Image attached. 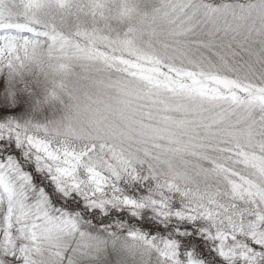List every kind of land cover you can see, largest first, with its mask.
Returning <instances> with one entry per match:
<instances>
[{
  "label": "snow or ice",
  "instance_id": "snow-or-ice-1",
  "mask_svg": "<svg viewBox=\"0 0 264 264\" xmlns=\"http://www.w3.org/2000/svg\"><path fill=\"white\" fill-rule=\"evenodd\" d=\"M17 34L100 65L113 120L53 140L0 102V264H35L76 229L49 204L80 209L76 193L150 209L140 223L166 237L150 242L163 264H264V0H158L139 44L0 23V41ZM125 177L149 195H125Z\"/></svg>",
  "mask_w": 264,
  "mask_h": 264
},
{
  "label": "clouds",
  "instance_id": "clouds-1",
  "mask_svg": "<svg viewBox=\"0 0 264 264\" xmlns=\"http://www.w3.org/2000/svg\"><path fill=\"white\" fill-rule=\"evenodd\" d=\"M141 3L142 0H0V23L30 24L79 40L85 47L102 44L99 37L116 42L135 36L139 44L145 14L150 13L142 11ZM99 67L71 50L61 56L46 43L24 45L19 34L9 36L0 41V75L6 78L7 91V95L0 92V102L14 100L18 93L28 95L33 121L45 110L56 113L40 124L51 139L75 141L90 134L97 121L113 120L105 109V90L95 83L104 75L95 71ZM33 121L23 124L31 130L37 125ZM73 246L66 234H57L34 255V262L67 264L66 247ZM71 254L72 264H82L78 254ZM158 255L156 247L136 238L123 243L120 264H163Z\"/></svg>",
  "mask_w": 264,
  "mask_h": 264
},
{
  "label": "rangeland",
  "instance_id": "rangeland-1",
  "mask_svg": "<svg viewBox=\"0 0 264 264\" xmlns=\"http://www.w3.org/2000/svg\"><path fill=\"white\" fill-rule=\"evenodd\" d=\"M216 2L219 3V0H216ZM157 6L158 0H142L140 5L144 12H151ZM20 87H23V84ZM0 92L7 95L6 78L2 75H0ZM4 103L8 108L18 110L17 115L8 116L7 120L20 123L33 121V111L28 95L18 93L14 100ZM55 115V112L45 110L33 122L40 125L54 118ZM120 187L125 195L137 200H143L151 191V185L148 183L131 180L127 177L121 180ZM76 195L79 197L81 208L74 211L62 209L58 205L51 204L49 200L51 207L60 211L62 215L70 217L76 224V229L66 234L68 243L70 245L74 244L70 249L66 247L67 264L73 262L71 253L78 254L82 264H120L122 245L125 241L140 238L152 245L151 241L164 239V237L156 235L148 236L145 231L138 229L136 225L131 223V221L143 220V212L150 211V209L136 213L120 204H106L101 207L92 205L80 193H76ZM68 198L70 197H66V199ZM82 209H87L93 215H86ZM95 216L101 217V220H98L100 222L97 220L91 221V218L95 219ZM123 216H126L127 220L122 219ZM149 218L152 219V217ZM88 242H91V246ZM158 259H160L159 255Z\"/></svg>",
  "mask_w": 264,
  "mask_h": 264
},
{
  "label": "trees",
  "instance_id": "trees-1",
  "mask_svg": "<svg viewBox=\"0 0 264 264\" xmlns=\"http://www.w3.org/2000/svg\"><path fill=\"white\" fill-rule=\"evenodd\" d=\"M84 214V213H83ZM122 219H125V220H127V217L125 216H123L122 217ZM94 220H101V217L100 216H95V219L93 218H91V221H94ZM142 221V219L141 220H135V221H131V223H133L134 225H136L137 226V228L138 229H141V230H143V231H145L147 234H148V236H154V235H156V236H160V237H164V238H166L165 236H163V234H161V233H157V232H153V231H151V230H149V229H147V228H145V227H143L142 225H141V222ZM98 222H100V221H98ZM130 223V224H131Z\"/></svg>",
  "mask_w": 264,
  "mask_h": 264
}]
</instances>
